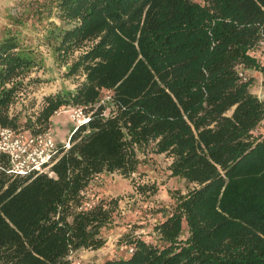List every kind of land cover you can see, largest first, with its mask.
Returning a JSON list of instances; mask_svg holds the SVG:
<instances>
[{
	"label": "trees",
	"instance_id": "1",
	"mask_svg": "<svg viewBox=\"0 0 264 264\" xmlns=\"http://www.w3.org/2000/svg\"><path fill=\"white\" fill-rule=\"evenodd\" d=\"M27 4L54 62L78 80L44 96L34 117L16 110L43 62L24 42L26 19L13 18L0 29V128L47 130L64 105L92 113L68 148L57 143L50 173L12 176L0 154V264H69L70 252L103 246L120 197L88 207L84 192L104 172L132 176L140 148L170 157L187 191L149 209L152 239L125 234V255L100 264H264V99L248 73L264 85V0Z\"/></svg>",
	"mask_w": 264,
	"mask_h": 264
},
{
	"label": "rangeland",
	"instance_id": "2",
	"mask_svg": "<svg viewBox=\"0 0 264 264\" xmlns=\"http://www.w3.org/2000/svg\"><path fill=\"white\" fill-rule=\"evenodd\" d=\"M29 0H0V29L10 26L15 17L25 18L26 22L20 27L25 43L31 45L36 53V59L43 64H37L26 73L25 89L16 102L15 109L22 110L34 117L42 104L43 97L58 91L74 89L78 78L65 75V66H58L52 57L47 42L44 40V31L31 23L30 16H25ZM57 21V20H55ZM253 77V92L264 99V85L262 74L249 70ZM73 105H64L63 112L51 117L49 130L58 144L69 139L73 123L66 111ZM61 107V108H62ZM107 111H105L106 113ZM259 130L264 134V120ZM137 155L142 159L137 172L130 177H124L118 172H104L96 176L88 189L85 190L86 203H94L97 197H120L119 206L113 213V223L102 229L105 240L103 246L97 249H80L71 254V259L77 264H100L104 260L119 255H125L127 246L123 242L125 234L142 236L152 239L155 236L153 225L158 220L149 209L170 208L173 202L172 194L175 190L186 192L188 183L182 177L171 176L168 165L170 157L165 154L148 152L146 148L137 149ZM154 183L157 191L154 194H140L137 185Z\"/></svg>",
	"mask_w": 264,
	"mask_h": 264
},
{
	"label": "built area",
	"instance_id": "3",
	"mask_svg": "<svg viewBox=\"0 0 264 264\" xmlns=\"http://www.w3.org/2000/svg\"><path fill=\"white\" fill-rule=\"evenodd\" d=\"M64 111L73 123L72 133L80 125L88 123L92 113L91 111L87 112L82 106H71ZM61 112H63V107L57 109L54 114ZM62 143L65 148H68L70 139ZM57 152V142L54 141L49 129L34 133L29 130L16 131L10 127L0 128V154L6 155L8 160L6 172L12 176L50 173ZM87 206L90 207L91 204L87 203ZM128 250L132 252L131 247ZM72 253L70 252L68 256L69 264H77L70 258Z\"/></svg>",
	"mask_w": 264,
	"mask_h": 264
}]
</instances>
